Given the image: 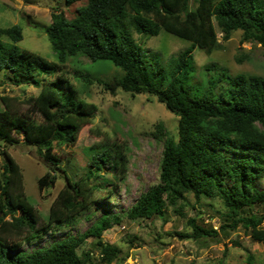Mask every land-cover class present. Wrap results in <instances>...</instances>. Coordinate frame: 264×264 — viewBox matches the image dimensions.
Returning <instances> with one entry per match:
<instances>
[{
	"label": "trees",
	"instance_id": "obj_1",
	"mask_svg": "<svg viewBox=\"0 0 264 264\" xmlns=\"http://www.w3.org/2000/svg\"><path fill=\"white\" fill-rule=\"evenodd\" d=\"M83 1L66 0V6ZM51 18L46 32L57 62L21 49L18 43L24 36L19 25L0 28V85L40 90L24 99L0 92V141L6 147L22 138L36 148L48 167L38 180L40 191L65 180L44 217L25 194L20 165L6 148L2 151L0 264H93V252L85 248L90 238L95 239L103 262L122 264L129 255L105 243L104 232L125 219L167 222L170 209L182 216L189 195L199 203L223 201L231 226L242 224L254 241L264 244V215L247 213L264 205V189L255 185L264 180V76H231L220 70L192 84L197 49L212 55L240 32L242 43L259 45L264 51V0H88L73 19L57 9ZM162 31L191 43L171 59L167 71L134 39V32L157 37ZM80 58L91 64L109 61L122 70L121 78L102 82L107 92L156 97L178 117L177 136L163 123L157 124L154 136L164 141L159 182L131 208L120 213L106 210L83 233L25 251L24 244L41 240L54 228L77 227L83 216L92 219L86 215L88 209L114 198L112 188L126 181L130 149L123 145L111 142L87 148L90 166L78 179L55 153L57 146L74 145L99 111L80 96L99 79L79 68L74 78L82 86L74 87L68 79L70 61ZM187 223L190 232H176L181 239L205 243L219 237L217 230L200 225L196 218Z\"/></svg>",
	"mask_w": 264,
	"mask_h": 264
},
{
	"label": "rangeland",
	"instance_id": "obj_2",
	"mask_svg": "<svg viewBox=\"0 0 264 264\" xmlns=\"http://www.w3.org/2000/svg\"><path fill=\"white\" fill-rule=\"evenodd\" d=\"M87 1L67 7L66 0H0V28L19 25L24 36L18 43L21 49L40 54L50 62H57L46 32L51 24L52 12L57 9L64 12L68 19H73L77 15V8L85 5ZM134 39L150 52L153 59L159 60L161 68L166 71L171 59L191 45L189 41L166 31H162L157 37H145L134 32ZM1 40L10 42L6 37ZM241 41L242 34L237 32L229 42L224 43L223 49L212 55L197 49L195 52L197 73L192 84L202 82L205 75L216 76L220 70H226L231 76L239 74L264 76L263 49L259 45ZM78 68L89 71L93 75L92 78L99 79L80 95L88 102L96 104L99 111L93 122L81 129L74 145L57 146L55 153L63 161V166L68 167L78 179L90 166V160L86 155L89 152L87 148L111 142L123 145L130 149L126 181L112 188L114 198L88 209L86 215L92 219L87 220L83 216L77 227L54 228L41 240L24 244L22 250L25 251L47 247L69 234L83 233L106 210L120 213L131 208L142 194L159 182L164 141H158L154 136L157 124L163 123L172 135L177 136L178 117L167 111L156 97L147 95L132 97L120 90L114 95L104 89L102 82L123 76L122 70L109 61L100 60L91 64L87 58L71 60L66 70L68 79L74 87L82 86L81 81L74 78L75 70ZM0 82H3L1 75ZM39 91L34 87H16L6 83L0 85V92L3 95L20 96L21 99L36 95ZM18 104L17 102L16 105ZM20 107L21 111L27 112L28 108L25 105ZM2 109L0 101V110ZM38 119L36 117V120ZM19 140L20 143L8 144L6 147L0 141V167L3 165L2 151L6 148L20 165L24 176L25 194L42 216H48L51 205L65 186V180L58 181L54 188L40 191L38 180L48 172V167L36 148L26 145L22 138ZM109 177H112V173ZM255 185L263 190L264 180L256 181ZM104 195L107 194L103 193L102 196ZM181 212L182 216L170 209L167 222L158 218L142 223L125 219L120 225L105 231L102 239L105 243L117 245L124 254L129 255L122 264H264V244L254 241L249 230L242 224L236 228L233 224L231 226L223 201L202 199L199 203L193 195H189ZM247 213L262 216L264 205H257ZM191 218H196L204 227L217 230L219 237L210 238L205 243L179 238L176 232H190L187 219ZM223 227L227 228L222 230ZM261 227L264 228V222ZM95 242V239L90 238L85 246L93 252V264H108L100 257Z\"/></svg>",
	"mask_w": 264,
	"mask_h": 264
}]
</instances>
